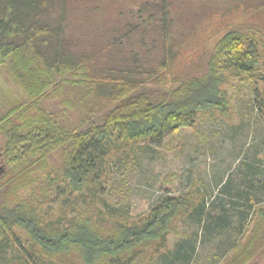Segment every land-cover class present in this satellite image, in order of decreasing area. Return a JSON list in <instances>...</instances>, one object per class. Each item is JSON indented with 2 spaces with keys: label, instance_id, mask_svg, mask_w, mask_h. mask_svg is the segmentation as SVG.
I'll use <instances>...</instances> for the list:
<instances>
[{
  "label": "trees",
  "instance_id": "1",
  "mask_svg": "<svg viewBox=\"0 0 264 264\" xmlns=\"http://www.w3.org/2000/svg\"><path fill=\"white\" fill-rule=\"evenodd\" d=\"M70 1L0 0V64L28 49L33 62L51 73L84 72L85 82L99 84L87 99L73 80L58 96L39 101L17 90L9 97L0 94V264L12 262L8 253L19 243L16 229L28 240L17 256L30 258L26 264H129L158 255L167 248V237L177 234L179 218L193 210L200 216L201 198L190 191L167 193L135 221L103 216L96 194L109 151L126 144L158 146L168 136L195 129L201 116L230 119V97L222 88L230 77L251 82L254 94L264 99V28L259 24L219 22L223 30H212L211 48L201 36L171 44L168 9L147 2L138 10V21L145 8L162 9L163 60L145 70L133 55L135 71L123 73L132 79L116 69L97 78L89 74L86 57L65 46ZM149 14L140 25L128 24L126 36L152 23L158 11ZM61 192H67L62 205L71 216L62 209V216L47 218L49 203ZM262 258L264 205L255 209L248 234L222 264H259Z\"/></svg>",
  "mask_w": 264,
  "mask_h": 264
},
{
  "label": "rangeland",
  "instance_id": "2",
  "mask_svg": "<svg viewBox=\"0 0 264 264\" xmlns=\"http://www.w3.org/2000/svg\"><path fill=\"white\" fill-rule=\"evenodd\" d=\"M147 2L168 9L171 44H189L201 36L205 47L211 48L216 38L212 30L218 34L223 30L218 23L227 19L233 26L246 21L264 28V0H71L64 17L65 46L86 57L89 74L97 78L116 69L132 79L129 73H123L135 71L133 55L142 69L156 67L163 60L162 9L145 8L140 18L146 19L150 10L158 11V16L126 36L128 24H142L138 10ZM185 62L182 68L189 60ZM85 79L84 72L51 73L33 62L28 49L6 57L0 64L1 96L5 91L9 97L17 90L27 99L31 96L39 101L58 96L62 86L73 80L79 82L76 91L85 92L86 99L92 98L99 84H88ZM222 88L230 97V119L216 114L201 116L195 129L168 136L158 146L126 144L111 149L105 157L96 204L107 218L135 221L167 193L178 196L190 191L202 201L200 216L193 210L177 220L178 232L167 237L164 251L151 259L141 256L129 264H222L232 247L245 239L255 209L264 205V99L254 94L251 82L232 77ZM260 88L258 79L256 89ZM66 194L53 197L47 218L50 215L55 219L62 216V209L67 211L62 205ZM75 195H70V201ZM71 213L68 210L64 216ZM15 233L19 243L15 242L14 250L8 253L12 260L8 264H26L24 259L30 258L18 260L17 256L28 240L23 231L16 229ZM258 262L264 264V258Z\"/></svg>",
  "mask_w": 264,
  "mask_h": 264
},
{
  "label": "flooded vegetation",
  "instance_id": "3",
  "mask_svg": "<svg viewBox=\"0 0 264 264\" xmlns=\"http://www.w3.org/2000/svg\"><path fill=\"white\" fill-rule=\"evenodd\" d=\"M0 155H1V154H0ZM1 167H2V166L0 165V174H1V169H2Z\"/></svg>",
  "mask_w": 264,
  "mask_h": 264
}]
</instances>
